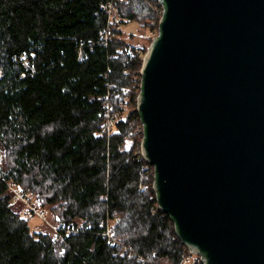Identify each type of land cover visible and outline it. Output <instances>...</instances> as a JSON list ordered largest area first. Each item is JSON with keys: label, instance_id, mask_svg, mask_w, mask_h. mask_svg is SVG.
<instances>
[{"label": "trees", "instance_id": "16d2710c", "mask_svg": "<svg viewBox=\"0 0 264 264\" xmlns=\"http://www.w3.org/2000/svg\"><path fill=\"white\" fill-rule=\"evenodd\" d=\"M160 9L154 0H0V264L188 257L141 157L146 50L118 30L144 21L158 33ZM12 185L53 209L55 237L30 231Z\"/></svg>", "mask_w": 264, "mask_h": 264}, {"label": "water", "instance_id": "95a60500", "mask_svg": "<svg viewBox=\"0 0 264 264\" xmlns=\"http://www.w3.org/2000/svg\"><path fill=\"white\" fill-rule=\"evenodd\" d=\"M137 112L152 189L202 264H264V0H154Z\"/></svg>", "mask_w": 264, "mask_h": 264}, {"label": "rangeland", "instance_id": "374dc122", "mask_svg": "<svg viewBox=\"0 0 264 264\" xmlns=\"http://www.w3.org/2000/svg\"><path fill=\"white\" fill-rule=\"evenodd\" d=\"M143 23L144 21L140 24L128 22L124 26H120L118 30L121 31L122 38L129 45L147 51L152 40L157 36V30L153 27V23L151 24L152 29L149 26H143ZM3 165L4 155L0 148V166L3 167ZM12 189L16 197L22 192L17 186L12 185ZM13 201L15 210L21 217L27 219L31 232L48 234L51 237L56 236L57 224L54 221L53 209L50 206L43 205L34 194H26L24 199L15 198Z\"/></svg>", "mask_w": 264, "mask_h": 264}, {"label": "built area", "instance_id": "2783aa9c", "mask_svg": "<svg viewBox=\"0 0 264 264\" xmlns=\"http://www.w3.org/2000/svg\"><path fill=\"white\" fill-rule=\"evenodd\" d=\"M160 7H161V9L159 10V14H160V18H161V16H162V13H163V8H162V6L160 5ZM113 6H112V4H108L107 5V14H108V21H111L112 20V14H113ZM160 20V19H159ZM158 23H159V21H158ZM158 34V33H157ZM104 40L106 41L107 40V37H105L104 38ZM123 73H127V71H123ZM139 75H140V72H139ZM140 81V80H139ZM112 124H113V122H112V120H107V122H106V124H105V127H104V130L108 133L109 131H110V129H111V127H112ZM142 157V156H141ZM14 197L15 198H19V199H23L22 197H21V195H18L17 197L14 195ZM14 198V199H15ZM56 231V230H55ZM108 234H109V231H106L105 232V236H107L108 237ZM189 252V251H188ZM188 263H190V264H197V263H201L202 264V262H201V259H200V257L199 256H197V255H195V254H193V253H190L189 252V255H188V257L184 260V262H183V264H188Z\"/></svg>", "mask_w": 264, "mask_h": 264}]
</instances>
